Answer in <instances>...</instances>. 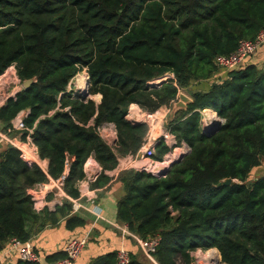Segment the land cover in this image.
Wrapping results in <instances>:
<instances>
[{
  "label": "trees",
  "instance_id": "16d2710c",
  "mask_svg": "<svg viewBox=\"0 0 264 264\" xmlns=\"http://www.w3.org/2000/svg\"><path fill=\"white\" fill-rule=\"evenodd\" d=\"M263 30L264 0H0V76L14 65L22 82L34 80L0 107V121L15 136L13 121L26 113L31 132L24 130L22 140L31 134L48 161L45 167L11 143L0 148V253L13 238L30 240L41 221L84 226L70 199L53 212L38 211L29 191L68 172L62 189L78 199L90 158L102 167L93 186L108 185L106 171L117 168L119 157L138 156L149 134L147 122L127 119L131 105L154 113L186 91L193 102L173 111L167 124L176 147L185 143L190 151L165 176L122 170L114 182L125 191L117 219L143 239L161 237L158 264H176L177 257L193 264L198 248L218 249L227 264H264V175L252 177L264 162V54L208 89H192L221 72L218 55ZM82 71L100 103L68 90ZM204 109L222 119L210 134L203 132ZM106 124L116 129L115 145L101 133ZM171 150L162 139L154 159ZM228 177L235 181L218 186ZM128 239L135 246H128L130 264H155ZM87 264H117V250Z\"/></svg>",
  "mask_w": 264,
  "mask_h": 264
},
{
  "label": "crops",
  "instance_id": "0c3cea01",
  "mask_svg": "<svg viewBox=\"0 0 264 264\" xmlns=\"http://www.w3.org/2000/svg\"><path fill=\"white\" fill-rule=\"evenodd\" d=\"M227 73L221 71L214 78L210 79L209 82H206V83L202 82L203 84L200 83L201 85L195 84L193 85L192 89H195V88L208 89L212 82L217 81L218 78L221 76L226 77ZM79 75L80 74H78L75 77V79H77ZM185 93L189 95V93H187L186 91ZM8 98L4 100L5 102L3 104L2 103L0 104V107L7 102ZM100 102H101V99L97 103H100ZM134 105L137 106V110L134 109ZM138 108L139 106L137 104L131 105L128 113L130 112L137 113V117L135 118L136 121L132 119L131 116L130 117L132 120L129 117H127L129 121L133 123L143 122V120H138V118L140 117V114L138 113ZM173 111L174 112L176 111L173 108V106L168 107L164 105L160 107L156 112H154L155 114L152 113L154 115L152 116L151 121H149L148 119L144 121V122H147L150 126L149 134L147 135L146 142H145L147 143V145L151 144L153 141L155 144L157 143L159 144V142L162 139H164L167 142V144H169V140L172 141L173 146L169 144V146H171L172 149L173 147H176V139L170 133L169 126L166 122V119L167 118L169 119V116L171 115ZM158 112H161V117H160L161 132L157 133L155 125H154V121H155L154 117L156 116ZM15 123H16V119L13 121L14 125ZM4 126L5 125L0 121V134L5 133ZM162 128L164 129V131H162ZM103 132L106 135V138L105 137L104 138L109 142V144L115 145L116 140H117V132L116 134L112 133L111 130H104ZM22 136H23V132L20 131L19 134L15 136H11V138L14 137L17 141L24 142L22 140ZM28 143L32 144L29 141ZM145 147L146 145L143 146L142 149H144ZM183 148H184V145H183ZM184 151H185V148H184ZM154 161L156 160L154 159ZM165 161L166 160L156 161V162L159 163V165H161ZM147 162L149 161L146 158L144 157L140 158L138 156L134 157L133 155H129L126 157H119V164L117 168L106 171V174L112 178L110 183L102 188L100 187L97 188V187H94L92 183L101 174L102 167L95 161L94 158H90L85 167L86 172H87V178L79 183L80 196L78 199L70 198L63 191V189L59 190V188H57L54 185L50 186L48 184L44 186L43 191L46 193L47 201L42 206L41 211L48 209L49 211L53 212L56 210L58 205L63 204V201L65 200V198H68L73 203V215H77L83 218L86 224L84 226H81L75 229H69L66 225V218H61L57 223H51V221L45 220V222L41 221L39 224L35 225L30 240L32 241L37 252L42 255V261L40 263L41 264H52L53 262H50L47 260V256L53 255L58 252H64L65 245L69 240H71L72 238L85 237L87 235L89 239L87 247L84 250L83 254L78 258L75 264H87L91 260V258L98 256L100 254H103L105 252H108V251L118 250L122 245H124L126 248H128V246L130 247L132 246V248H134L135 247L133 243L134 241L132 242V240H129L128 238L124 239L122 236L121 230L116 226L117 224H121L117 219V202L120 198H122L125 195V191H124L123 186L118 185L114 182L122 170L128 169V168H137V169L139 168L140 169L141 167H143L141 166V164L146 165ZM44 166L45 167L48 166L47 160ZM157 167L158 166L156 165L155 169ZM157 170L159 171L161 169L158 168ZM92 177L93 178L95 177L96 179L94 181H90ZM111 183H114V184H111ZM91 195H94L93 199H90ZM74 200H77L78 201L77 203L81 205L79 208H76ZM42 224H43V227H41ZM38 226L41 228H38ZM18 261L19 259L16 256V254H13V255L8 256L3 261L2 264H17Z\"/></svg>",
  "mask_w": 264,
  "mask_h": 264
},
{
  "label": "built area",
  "instance_id": "2783aa9c",
  "mask_svg": "<svg viewBox=\"0 0 264 264\" xmlns=\"http://www.w3.org/2000/svg\"><path fill=\"white\" fill-rule=\"evenodd\" d=\"M262 46H264V30L261 31L257 35L256 39L254 40H248V39L241 40L235 52L228 54V55H218L215 59V62L221 71L226 72V73L230 72L234 70L235 68H238L239 66L244 64L248 59L254 57ZM87 78H88L87 81H89L88 74H87ZM89 85L91 86V84ZM82 97L84 98V96ZM141 112L142 110L138 108V113L140 114ZM25 116H26V113L23 112L16 118V123L15 125L13 124L14 129L22 131V132H24V130H29L31 132V130L27 128L25 125V122H24ZM130 116L132 117V119H135L137 117V113L130 112L128 113L127 117L131 119ZM144 116L147 117L149 121H151V118L153 115L152 113H148V114H144ZM202 121H203V126H204L203 132L210 134L212 131H214L217 128L216 124L221 122L222 119L218 116L217 112L214 109H204L202 111ZM207 128L208 129L210 128L209 131ZM104 130H111L112 133L116 134V130L114 129L113 124L104 125L101 128V131H104ZM10 132H11V129H9L5 133H1L0 142L3 141L6 143H11L26 153V151L22 147V144L24 142L21 143L20 141H17L15 138H11L9 135ZM27 137H28V141L32 143L33 147L31 148L34 150V153L31 156H33L35 160H37L38 162L39 160L41 161L39 154L34 146L31 134H29ZM145 145L146 147L144 149H141V152L138 155V157L146 158L149 161V167L155 166L157 162L154 161L153 157L156 153V146H155L156 144L153 141L151 144L147 145V143H145ZM184 145H185L184 146L185 151L183 152V154L190 151V147L186 144ZM167 168L168 166L164 167V169H162L161 171H164ZM140 170H147V171L155 173L152 169H149L148 166H143L140 168ZM67 173L64 174L58 180H51L49 183L37 185L35 188L29 191L35 202L36 210L41 211L42 206L47 201L46 200L47 196H46V193L43 191V187L49 184L50 186L54 185L57 188H59V190H61L62 186L64 185V181L67 177ZM159 173L160 171L155 174L158 176H165L167 174L166 173L165 175H159ZM95 179H96L95 177L94 178L92 177L90 181H94ZM93 196L94 195H91L90 199H93ZM74 202H75L76 208H79L81 206L80 204L77 203L78 202L77 200H74ZM116 226L121 230V233L124 239L132 237L138 243L143 253L153 263L156 262L154 258V254L156 252L157 246L160 243L161 237L155 236V237H150L148 239H143L139 237L137 234L131 232L128 225L126 224H117ZM88 242H89L88 235L85 237H81V238H72L65 245L66 256L60 260L54 261L52 264H75L78 258L83 254L84 250L86 249ZM13 254H16L19 260H22L25 262L40 263L42 261V255L37 252L31 240L22 241L20 239L13 238L10 241H8L6 243L4 250L0 253V264H2L3 261L8 256L13 255ZM130 263H131L130 251L128 250V248L122 245L117 250V264H130Z\"/></svg>",
  "mask_w": 264,
  "mask_h": 264
},
{
  "label": "rangeland",
  "instance_id": "374dc122",
  "mask_svg": "<svg viewBox=\"0 0 264 264\" xmlns=\"http://www.w3.org/2000/svg\"><path fill=\"white\" fill-rule=\"evenodd\" d=\"M262 54H264V46H262L259 50H258V52H257V57H260ZM10 72H13V74H14V79H13V81L11 82V83H7L6 84V93H5V96L3 97V100H5L6 98H8V97H11V96H13V95H15L17 92H19V91H21V90H23V88H24V86H23V82L20 80V78L18 77V75H17V70H16V68H15V66L13 65V66H11L10 68H8L7 70H6V72L5 73H3L1 76H0V79H1V77H3V76H5L6 74L8 75ZM80 75L79 76H81L82 75V78L84 79V83H82V85L80 86V84H79V77L77 78V79H73L72 81H71V83H70V86L68 87V90H71V91H73V93H74V95H81V96H84V97H87V98H93L94 100H96V102H99L100 101V99H101V97H97L98 96V94L97 95H89L88 94V92L90 91V85H89V81H87V71H82L81 73H79ZM89 76V75H88ZM168 77V76H167ZM167 80V79H166ZM71 88V89H70ZM5 101H2V102H0V104L2 103H4ZM3 106V105H2ZM140 108V107H139ZM134 109L135 110H137V106L136 105H134ZM142 110V109H141ZM144 114H148V113H146V112H144L143 110H142V112L140 113V117L138 118V120H143V122H144V120H146V119H148L147 117H145L144 116ZM155 114V113H154ZM154 114H152V115H154ZM160 117H161V112H158L157 114H156V117H154L155 118V121H154V125H155V128H156V132L158 133V132H161V121H160ZM167 118V117H166ZM135 121H136V119H134ZM166 122L168 123V118L166 119ZM160 131H159V130ZM162 131H164V129L162 128ZM102 133V135H103V137H105L106 138V135L104 134V132L102 131L101 132ZM164 134V133H163ZM12 138H14V137H12ZM4 143V145H6V144H8V143H6V142H3ZM22 143V142H21ZM23 144H26V145H28L27 147V149H29V150H32V148L31 147H33L32 146V144H29L28 142L27 143H23ZM169 144L171 145V146H173V144H172V141H170L169 140ZM185 144V143H184ZM183 144V145H184ZM183 145L182 146H180V147H173V149H172V151L171 152H169L167 155H165V157H164V160H166V161H168V160H170L171 158H176L177 156H178V159H179V157H181L182 156V153L184 152V148H183ZM185 146V145H184ZM178 150H177V149ZM169 156V157H168ZM171 157V158H170ZM170 158V159H169ZM37 159V158H36ZM41 162V164H43V165H45L46 164V161H40ZM158 167L155 169V170H157L158 168L159 169H162L161 167V165H163V164H161V165H159V163H157L156 164ZM165 167V166H164ZM158 171V170H157ZM264 175V162L262 163V166H260V167H256L254 170H253V173H252V177L253 178H255V177H258V176H263ZM253 178H251V179H253ZM214 249H216V248H211V249H208V250H203V249H201V248H198L196 251H193L192 252V256L194 257V263L193 264H200V254H206L207 252H209V251H211V250H214ZM217 250V249H216ZM221 256V255H220ZM154 263H156V264H158L157 262H154ZM176 264H185L184 263V261L182 260V258L181 257H177L176 258ZM220 264H227V263H225V262H223L222 261V258H221V263Z\"/></svg>",
  "mask_w": 264,
  "mask_h": 264
},
{
  "label": "bare ground",
  "instance_id": "6f19581e",
  "mask_svg": "<svg viewBox=\"0 0 264 264\" xmlns=\"http://www.w3.org/2000/svg\"><path fill=\"white\" fill-rule=\"evenodd\" d=\"M14 74L13 72H10L8 75L6 74L5 76L1 77L0 79V102L4 101L3 100V97L5 96V93H6V84L7 83H11L14 79ZM82 83H84V79L82 78V75L79 76V84L80 86L82 85ZM156 117V116H155ZM159 130V129H158ZM160 131V130H159ZM28 145L26 144H22V147L23 149L26 151V153L28 154V156H31L33 155L34 153V150H29L27 149ZM179 149V148H178ZM177 149V150H178ZM183 154V153H182ZM33 157V156H32ZM171 158V157H170ZM169 158V159H170ZM180 158V157H179ZM178 160V156L176 158H171L170 160L168 161H165L163 163V167L162 169H164V166L167 167L169 166L171 163H173L174 161ZM40 161V160H39ZM141 166H148L149 169H152L155 173H158L159 171H156L155 170V166H152V167H149V162H147V164H141ZM200 264H220L221 263V256H220V253L218 250L214 249V250H211L209 252H207L206 254H200Z\"/></svg>",
  "mask_w": 264,
  "mask_h": 264
},
{
  "label": "water",
  "instance_id": "95a60500",
  "mask_svg": "<svg viewBox=\"0 0 264 264\" xmlns=\"http://www.w3.org/2000/svg\"><path fill=\"white\" fill-rule=\"evenodd\" d=\"M34 82V80L33 79H27V80H24L23 81V86H24V88L23 89H27V88H29L31 85H32V83ZM89 84H91V78H90V76H89ZM150 85L152 86V87H156L157 85H155V84H152V83H150ZM22 91V90H21ZM21 91H19V92H21ZM19 92H17L15 95H13V96H11V97H16L17 96V94L19 93ZM10 98V97H9ZM8 98V99H9ZM101 98H102V96H101ZM7 99V100H8ZM193 102V98L192 97H190L188 94H186L185 92H180V94H179V99H178V101H176L175 103H174V105H173V108L175 109V110H178V109H187V107H188V105L190 104V103H192ZM222 125V123L221 122H219V123H217L216 124V126H217V129L218 128H220V126ZM208 129V128H207ZM210 129V128H209ZM209 129H208V131H209ZM158 144V143H157ZM157 144L155 145L156 147H157ZM5 145H4V143H3V141H1L0 142V148H3ZM179 160V159H178ZM178 160H176V161H178ZM176 161H174L173 163H171L169 166H168V168L166 169V170H164V171H160V173H159V175H165L168 171H169V169H170V167L172 166V164H174ZM235 180L233 179V178H231V177H228V178H224L219 184H218V186H222V185H230L231 183H233ZM218 250V249H217Z\"/></svg>",
  "mask_w": 264,
  "mask_h": 264
}]
</instances>
